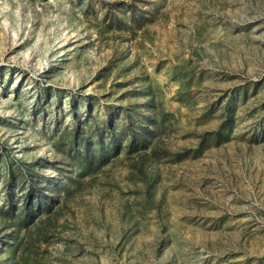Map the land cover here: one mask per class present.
I'll return each mask as SVG.
<instances>
[{
    "label": "rangeland",
    "instance_id": "1",
    "mask_svg": "<svg viewBox=\"0 0 264 264\" xmlns=\"http://www.w3.org/2000/svg\"><path fill=\"white\" fill-rule=\"evenodd\" d=\"M150 101L155 149L83 174L76 124ZM7 166L62 205L4 214L0 264H264V0H0V210Z\"/></svg>",
    "mask_w": 264,
    "mask_h": 264
},
{
    "label": "trees",
    "instance_id": "2",
    "mask_svg": "<svg viewBox=\"0 0 264 264\" xmlns=\"http://www.w3.org/2000/svg\"><path fill=\"white\" fill-rule=\"evenodd\" d=\"M152 103L147 106L149 112H151V116L148 117V123L152 122L151 126L145 123L136 126L135 122L131 120L130 114L126 117L125 122L119 125L113 117H110L106 123L97 121L95 127L90 131H85L81 128L82 122L77 123L75 128L72 129L69 139L71 146L70 154L72 155L70 158L77 161L79 170L85 175L91 171H96L101 167V164L119 156L124 150L127 151L126 156L134 155L140 151H145L144 155H146L151 149L154 150L155 145L153 141L161 131L162 122L170 114L163 111L157 113V110H152ZM76 109L77 107L73 103L71 111L74 119L77 118ZM84 110L87 111L89 121L91 122L94 117L93 113H91V102L86 104ZM135 119L141 120L140 117ZM18 171L15 174L13 167L7 166L5 186V195H7L6 209L0 210V221L7 220L3 216L4 214L11 213V219L17 223L18 227H27L34 223V220L43 211H46L48 214L55 213L60 209L62 204H59V208L52 206L56 202L54 196L56 195L55 190H51V185L41 186V179H38L37 175H35L37 171L34 170L33 166H20ZM10 186L18 188L20 198H15L9 192ZM64 191L66 192L65 204L70 194L68 189H64ZM23 240L26 244L24 245V241L22 240L17 241L16 245L10 250V253L13 259L20 253L21 259L27 263L28 253L32 251L29 248L31 239L26 237ZM20 247H22V250H19Z\"/></svg>",
    "mask_w": 264,
    "mask_h": 264
},
{
    "label": "bare ground",
    "instance_id": "3",
    "mask_svg": "<svg viewBox=\"0 0 264 264\" xmlns=\"http://www.w3.org/2000/svg\"><path fill=\"white\" fill-rule=\"evenodd\" d=\"M55 65H53L52 67H54Z\"/></svg>",
    "mask_w": 264,
    "mask_h": 264
}]
</instances>
